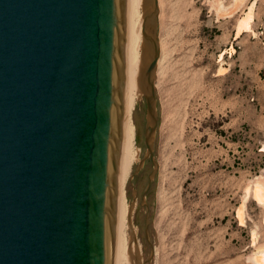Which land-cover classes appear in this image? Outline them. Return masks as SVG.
Masks as SVG:
<instances>
[{
	"label": "water",
	"instance_id": "1",
	"mask_svg": "<svg viewBox=\"0 0 264 264\" xmlns=\"http://www.w3.org/2000/svg\"><path fill=\"white\" fill-rule=\"evenodd\" d=\"M150 124L159 49L146 0ZM126 0H0V264H113Z\"/></svg>",
	"mask_w": 264,
	"mask_h": 264
},
{
	"label": "rangeland",
	"instance_id": "2",
	"mask_svg": "<svg viewBox=\"0 0 264 264\" xmlns=\"http://www.w3.org/2000/svg\"><path fill=\"white\" fill-rule=\"evenodd\" d=\"M159 2L153 157L144 87L123 188L143 264H261L264 0Z\"/></svg>",
	"mask_w": 264,
	"mask_h": 264
},
{
	"label": "bare ground",
	"instance_id": "3",
	"mask_svg": "<svg viewBox=\"0 0 264 264\" xmlns=\"http://www.w3.org/2000/svg\"><path fill=\"white\" fill-rule=\"evenodd\" d=\"M158 6H160V2ZM145 8L146 0H126L125 104L118 169L119 187L116 201L117 215L113 264H143V253L135 242L136 232L135 229H132L130 222L132 208L130 210L127 209L123 188L131 165L134 161H137L139 153V150L135 147V125L132 121V110L136 99L144 92L143 89L145 87L143 71L148 61V49L142 38ZM247 24L248 21L243 20L240 25L245 27ZM162 53L159 51V59H162ZM159 59H157V64ZM254 197L259 201L264 198L263 184L257 183ZM262 253L260 254L261 256L257 255L258 263H264V252ZM257 256L255 257L257 258ZM256 258L254 259L255 261L257 260Z\"/></svg>",
	"mask_w": 264,
	"mask_h": 264
},
{
	"label": "flooded vegetation",
	"instance_id": "4",
	"mask_svg": "<svg viewBox=\"0 0 264 264\" xmlns=\"http://www.w3.org/2000/svg\"><path fill=\"white\" fill-rule=\"evenodd\" d=\"M124 193H125V191H124ZM133 210H134V209L132 208V212H133ZM132 212H131V213H132Z\"/></svg>",
	"mask_w": 264,
	"mask_h": 264
}]
</instances>
